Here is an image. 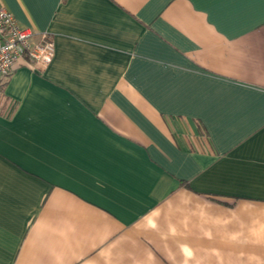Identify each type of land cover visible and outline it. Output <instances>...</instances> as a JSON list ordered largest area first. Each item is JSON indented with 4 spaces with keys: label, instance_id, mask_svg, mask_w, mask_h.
I'll list each match as a JSON object with an SVG mask.
<instances>
[{
    "label": "crops",
    "instance_id": "crops-1",
    "mask_svg": "<svg viewBox=\"0 0 264 264\" xmlns=\"http://www.w3.org/2000/svg\"><path fill=\"white\" fill-rule=\"evenodd\" d=\"M0 4V264H264V0Z\"/></svg>",
    "mask_w": 264,
    "mask_h": 264
},
{
    "label": "built area",
    "instance_id": "built-area-1",
    "mask_svg": "<svg viewBox=\"0 0 264 264\" xmlns=\"http://www.w3.org/2000/svg\"><path fill=\"white\" fill-rule=\"evenodd\" d=\"M53 37L42 32L37 37L32 27L22 25L14 14L0 4V78L9 76L24 62L32 70H42L55 56Z\"/></svg>",
    "mask_w": 264,
    "mask_h": 264
}]
</instances>
